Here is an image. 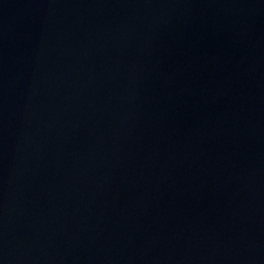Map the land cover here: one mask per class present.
I'll list each match as a JSON object with an SVG mask.
<instances>
[{"label": "water", "instance_id": "obj_1", "mask_svg": "<svg viewBox=\"0 0 264 264\" xmlns=\"http://www.w3.org/2000/svg\"><path fill=\"white\" fill-rule=\"evenodd\" d=\"M0 264H264V0H0Z\"/></svg>", "mask_w": 264, "mask_h": 264}]
</instances>
